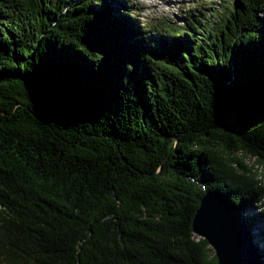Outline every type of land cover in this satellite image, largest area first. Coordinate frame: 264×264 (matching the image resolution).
<instances>
[{
  "label": "trees",
  "instance_id": "obj_1",
  "mask_svg": "<svg viewBox=\"0 0 264 264\" xmlns=\"http://www.w3.org/2000/svg\"><path fill=\"white\" fill-rule=\"evenodd\" d=\"M110 6L0 0V264H218L208 190L264 224V0L210 37Z\"/></svg>",
  "mask_w": 264,
  "mask_h": 264
},
{
  "label": "water",
  "instance_id": "obj_2",
  "mask_svg": "<svg viewBox=\"0 0 264 264\" xmlns=\"http://www.w3.org/2000/svg\"><path fill=\"white\" fill-rule=\"evenodd\" d=\"M49 96V107L55 103ZM246 208L217 190L202 194L192 227L215 250L218 264H262L253 244ZM256 252V253H255Z\"/></svg>",
  "mask_w": 264,
  "mask_h": 264
},
{
  "label": "rangeland",
  "instance_id": "obj_3",
  "mask_svg": "<svg viewBox=\"0 0 264 264\" xmlns=\"http://www.w3.org/2000/svg\"><path fill=\"white\" fill-rule=\"evenodd\" d=\"M108 2L111 5V10L117 9L120 11L119 8L121 7H125L126 5L132 6L133 14L138 17L142 24L147 26L146 31L148 32V37L151 39L163 33L167 34L168 28L164 27L161 24L162 22L184 26V23L188 21H191L192 23L190 24H193L195 27L202 29V34H199L202 35L201 37L205 34L204 32L210 37L208 31L215 29V26L220 23V19L218 18L220 13L226 10V7L234 5V0H129L127 4H124L123 0H108ZM179 30L183 31V33L185 32L184 35L190 33L184 28H179ZM188 38L186 39L189 40ZM246 159L249 164L257 166L260 171V177L264 179V164L259 162V158L248 156ZM258 210H261L258 205L247 210V218L251 220ZM263 225L259 222H254L251 225V231L253 242L257 246L256 249L258 248L257 250H259L258 256L264 260ZM261 249L263 252H260ZM261 253H263V257ZM256 263L258 264L257 261Z\"/></svg>",
  "mask_w": 264,
  "mask_h": 264
},
{
  "label": "bare ground",
  "instance_id": "obj_4",
  "mask_svg": "<svg viewBox=\"0 0 264 264\" xmlns=\"http://www.w3.org/2000/svg\"><path fill=\"white\" fill-rule=\"evenodd\" d=\"M171 1V0H170ZM254 244V243H253ZM255 245V244H254ZM256 246V245H255ZM258 251V250H257Z\"/></svg>",
  "mask_w": 264,
  "mask_h": 264
}]
</instances>
